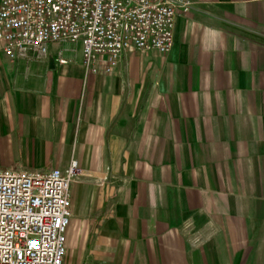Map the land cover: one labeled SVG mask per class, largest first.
Wrapping results in <instances>:
<instances>
[{
  "label": "crops",
  "instance_id": "1",
  "mask_svg": "<svg viewBox=\"0 0 264 264\" xmlns=\"http://www.w3.org/2000/svg\"><path fill=\"white\" fill-rule=\"evenodd\" d=\"M190 1L169 51L108 71L0 40V170L77 161L74 264H264V0Z\"/></svg>",
  "mask_w": 264,
  "mask_h": 264
},
{
  "label": "built area",
  "instance_id": "2",
  "mask_svg": "<svg viewBox=\"0 0 264 264\" xmlns=\"http://www.w3.org/2000/svg\"><path fill=\"white\" fill-rule=\"evenodd\" d=\"M191 3L1 0L0 40L11 60L27 52L44 56L50 42H81L86 73L108 71L131 47L169 51L174 17L179 10L188 11ZM77 173L75 159L64 171L0 170V264H63L69 185Z\"/></svg>",
  "mask_w": 264,
  "mask_h": 264
},
{
  "label": "rangeland",
  "instance_id": "3",
  "mask_svg": "<svg viewBox=\"0 0 264 264\" xmlns=\"http://www.w3.org/2000/svg\"><path fill=\"white\" fill-rule=\"evenodd\" d=\"M66 253L63 264H74L76 256H79V243L82 241V224L77 220L70 218L69 225L66 228Z\"/></svg>",
  "mask_w": 264,
  "mask_h": 264
},
{
  "label": "water",
  "instance_id": "4",
  "mask_svg": "<svg viewBox=\"0 0 264 264\" xmlns=\"http://www.w3.org/2000/svg\"><path fill=\"white\" fill-rule=\"evenodd\" d=\"M49 61L52 62V59H50Z\"/></svg>",
  "mask_w": 264,
  "mask_h": 264
}]
</instances>
